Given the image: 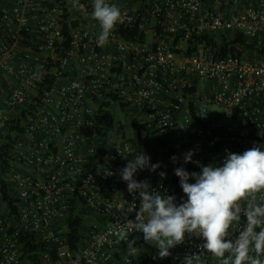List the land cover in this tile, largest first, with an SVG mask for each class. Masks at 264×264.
<instances>
[{
  "label": "built area",
  "instance_id": "obj_1",
  "mask_svg": "<svg viewBox=\"0 0 264 264\" xmlns=\"http://www.w3.org/2000/svg\"><path fill=\"white\" fill-rule=\"evenodd\" d=\"M106 3L120 8L122 22L101 47L93 0H0V72L11 80L0 140L10 121L22 127L7 160L15 211L0 212V264H35L19 233L43 244L36 264H184L193 255L194 264H220L195 235L161 258L132 232V253L117 236L135 219L126 215L133 196L120 170L148 155L160 167L134 178L179 204L187 197L176 168L199 173L222 166L228 153L264 150V53L220 54L238 35L264 42V0ZM129 31L135 37L123 38ZM139 202L137 193V210ZM69 217L79 218L74 240ZM245 223L242 212L232 239Z\"/></svg>",
  "mask_w": 264,
  "mask_h": 264
},
{
  "label": "clouds",
  "instance_id": "obj_2",
  "mask_svg": "<svg viewBox=\"0 0 264 264\" xmlns=\"http://www.w3.org/2000/svg\"><path fill=\"white\" fill-rule=\"evenodd\" d=\"M92 18L101 27L97 44L102 47L108 43L116 24L122 22L121 10L106 0H93ZM192 156V151L186 153L184 163L191 162ZM171 159L176 162L177 157ZM150 160L141 153L120 170L121 179L133 196L127 204L126 215L134 212L135 219H127L117 236L127 243L132 253L135 251V241L129 240L132 232H142L145 242L154 244L161 258L169 256V249L182 244L187 234L201 237L203 249L220 264H264L261 258L264 257V150L253 146L242 154L228 153L222 166H201L199 173L176 168L175 175L180 178L187 197L179 204L174 196H162L147 181L134 178L140 170L155 172L160 167ZM165 175L160 173L161 178ZM190 178L195 183H190ZM242 212L246 223L232 239L231 229L239 224ZM194 260L198 262L199 256H186L184 264H194Z\"/></svg>",
  "mask_w": 264,
  "mask_h": 264
},
{
  "label": "trees",
  "instance_id": "obj_3",
  "mask_svg": "<svg viewBox=\"0 0 264 264\" xmlns=\"http://www.w3.org/2000/svg\"><path fill=\"white\" fill-rule=\"evenodd\" d=\"M136 35L135 31H129L127 34H122L123 38H134ZM206 41V40H205ZM208 43H211V41ZM244 52H248V57L258 56L259 54L264 53V42L257 40L245 41L242 36L238 35L235 37V40L232 43L227 44L224 43L220 48V54L224 55L226 53H230L231 55L241 56ZM52 78L46 77L47 82H51ZM40 93V91L38 90ZM33 107L30 105L28 109L31 110ZM21 118L26 119L25 111L21 113ZM101 118L111 121L113 119V115L110 113H104ZM22 131L21 124L19 119L15 121H10L7 125V130L4 131L2 139L0 140V205L5 206L9 212H14L15 207L13 205V198L11 197L10 185L6 182V167L8 165L7 160L9 159V152L13 147V142L18 133ZM100 132V131H99ZM161 147L163 146L162 142H159ZM6 220V215H3ZM75 219V220H74ZM68 218V222L71 224L72 235L70 236L71 240H74V234L76 228L79 227V218ZM19 241L23 243V250L25 253L29 254L30 260L35 264L37 263V256L43 249V244L39 241V237L37 235L31 233H19ZM151 264H163V262L157 258L153 257L148 260V263Z\"/></svg>",
  "mask_w": 264,
  "mask_h": 264
},
{
  "label": "crops",
  "instance_id": "obj_4",
  "mask_svg": "<svg viewBox=\"0 0 264 264\" xmlns=\"http://www.w3.org/2000/svg\"><path fill=\"white\" fill-rule=\"evenodd\" d=\"M10 83L11 82H6V75L0 72V104L2 102L3 96L6 94V85H11Z\"/></svg>",
  "mask_w": 264,
  "mask_h": 264
},
{
  "label": "rangeland",
  "instance_id": "obj_5",
  "mask_svg": "<svg viewBox=\"0 0 264 264\" xmlns=\"http://www.w3.org/2000/svg\"><path fill=\"white\" fill-rule=\"evenodd\" d=\"M6 82L9 83V82H11V81H10V79H8V78L6 77ZM10 84H11V83H10ZM0 212H2V213L5 212V206L0 205Z\"/></svg>",
  "mask_w": 264,
  "mask_h": 264
}]
</instances>
